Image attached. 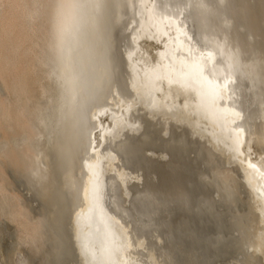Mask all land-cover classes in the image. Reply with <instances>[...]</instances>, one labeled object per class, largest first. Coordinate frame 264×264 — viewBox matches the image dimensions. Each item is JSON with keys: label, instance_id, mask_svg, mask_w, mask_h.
I'll use <instances>...</instances> for the list:
<instances>
[{"label": "bare ground", "instance_id": "bare-ground-1", "mask_svg": "<svg viewBox=\"0 0 264 264\" xmlns=\"http://www.w3.org/2000/svg\"><path fill=\"white\" fill-rule=\"evenodd\" d=\"M56 3L0 0V264H264V0H172L182 32L133 6L107 52L89 20L59 62ZM192 52L217 72L239 57L256 80L221 91L222 115L178 82L151 85L148 68ZM105 60L111 90L88 99L81 142L68 76L84 85Z\"/></svg>", "mask_w": 264, "mask_h": 264}, {"label": "snow or ice", "instance_id": "snow-or-ice-1", "mask_svg": "<svg viewBox=\"0 0 264 264\" xmlns=\"http://www.w3.org/2000/svg\"><path fill=\"white\" fill-rule=\"evenodd\" d=\"M135 6L137 17H144V23L157 32L160 29L167 31L176 28L178 32L182 30L177 27L181 23V18L176 8L173 7L172 0H137L134 5L133 0H77L76 11L67 17L59 29L58 44L55 52L56 62L61 61L63 48L66 40L72 35L73 30H79L89 20L99 30L103 38L105 52L110 48V41L107 39L112 26L119 22V18L125 9ZM211 53L201 52L197 56L194 52L190 55H177L166 57L168 64L161 62L146 70L148 79L152 86H156L161 81L180 83L181 86L191 88L195 91L199 103L209 111L217 114H224L225 107L221 91H228V84L235 83V77L240 76L255 82L257 69L254 64H246L240 58L229 57L224 65H221L217 72L215 66L204 63L206 58H210ZM98 61L100 58H97ZM177 62L179 67H177ZM260 82L264 91V64L261 65ZM222 78V80H221ZM113 80V65L104 61L103 74L99 78H91L84 85L81 78L74 70L70 71L68 84L70 91L83 94L84 102L80 105V113L76 121L78 135L81 142L89 135L86 119V108L88 99L94 98L101 90L110 91ZM231 99V95L229 96ZM231 107V105H229ZM235 115H240L239 109H232ZM235 131L243 132L242 125H238ZM95 147V144H93Z\"/></svg>", "mask_w": 264, "mask_h": 264}, {"label": "clouds", "instance_id": "clouds-1", "mask_svg": "<svg viewBox=\"0 0 264 264\" xmlns=\"http://www.w3.org/2000/svg\"><path fill=\"white\" fill-rule=\"evenodd\" d=\"M221 2L223 4L224 0H221ZM76 7H77V0H57V3L54 5L55 14L52 24V31L50 34L52 40L51 49L54 53L56 52L57 49L60 26L67 17H70L71 14L76 11ZM64 136L65 139L71 140L72 137L71 127L65 131Z\"/></svg>", "mask_w": 264, "mask_h": 264}]
</instances>
